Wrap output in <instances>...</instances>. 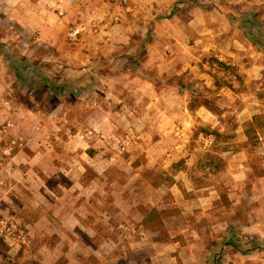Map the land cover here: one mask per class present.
Here are the masks:
<instances>
[{
	"label": "rangeland",
	"instance_id": "1",
	"mask_svg": "<svg viewBox=\"0 0 264 264\" xmlns=\"http://www.w3.org/2000/svg\"><path fill=\"white\" fill-rule=\"evenodd\" d=\"M129 1L136 6L132 11L108 0H31L36 6L30 7L0 0V226L17 225L15 233L0 235V264H67L65 250L69 264H264L260 236L247 228L264 217L258 212L264 190L256 179L264 170L258 144L264 131H257L264 126V52L232 23L250 14L251 31L264 44V0ZM79 24L81 36L70 37ZM105 32L126 38L111 45ZM146 47L158 64L164 62L162 68H146ZM108 48L113 50L106 60ZM80 51L110 68H69L71 54ZM5 54L27 63L23 78L29 69L40 84L86 76L97 80L96 92L71 99L54 96L50 86L39 89V98L18 91ZM113 64L121 67L117 75ZM133 76L151 85L140 90L130 82ZM104 78L112 79L110 88ZM138 91L145 96L134 97ZM193 92L212 99L221 113L208 110L204 120L199 109H207L190 106ZM92 124L98 131L88 133ZM203 127L218 134L201 133ZM72 134L86 139L79 155L84 148L91 156L100 150L114 164L106 168L101 194H91V206L69 214V246L60 243L54 262L34 249L53 247L58 239L27 224L48 219L39 209L51 200L40 194L45 186L54 192L69 186L54 167L48 175L40 167L55 166L59 157L69 160L64 146ZM33 234L29 253L22 249L16 256Z\"/></svg>",
	"mask_w": 264,
	"mask_h": 264
},
{
	"label": "crops",
	"instance_id": "2",
	"mask_svg": "<svg viewBox=\"0 0 264 264\" xmlns=\"http://www.w3.org/2000/svg\"><path fill=\"white\" fill-rule=\"evenodd\" d=\"M10 3V0H8ZM33 1V0H32ZM63 1V0H62ZM133 2H135V4L137 5V3H142V4H146V5H161V4H175V5H181V4H185L183 3L185 0H132ZM187 1V0H186ZM7 2V0H6ZM34 2L39 5L43 2H51L53 3V0H34ZM34 2H31V0H20V3H22L25 6H36V4H34ZM89 3V2H88ZM92 4V2H90ZM89 3V4H90ZM57 4V3H56ZM66 4V3H65ZM62 6H64V3H62ZM138 6V5H137ZM136 7V6H135ZM106 8H105V12L106 13ZM35 11V12H34ZM32 12V10H31ZM109 12V11H108ZM107 12V13H108ZM32 13H37V10H33ZM83 24H79V27H77L76 29L78 30V34L81 30V26ZM122 27H125L123 24L119 25ZM105 34L108 36V40L111 41V45L118 42V40H122L124 38V34L121 35V33L117 34V35H112L108 32H105ZM80 35V34H79ZM127 35V34H126ZM81 36V35H80ZM79 36V37H80ZM85 37V36H84ZM128 37V36H127ZM119 38V39H118ZM126 38V36H125ZM124 38V39H125ZM123 42H125L123 40ZM147 50V58H148V62L145 63L146 68L150 67L153 68L155 66H159L160 68H162V66H164V62L161 61V64H158V60L159 59H155L154 58V54L155 52L153 51L152 48H145ZM112 48H108V52L107 54L102 55V57H104V59H108L112 52ZM70 54V53H69ZM71 55L73 56V60H69V68L71 69H84V70H90V68H95V69H106V68H110V64L107 63V61H102L100 59H96L94 61H91L90 57H88L90 54H87L84 51H80L78 53H73ZM70 56V55H69ZM70 58V57H69ZM100 64V65H99ZM169 64V63H168ZM113 69L115 70L116 75L119 73V71L121 70V67L117 66L116 64H113ZM100 75V74H99ZM102 75V74H101ZM130 82H133L134 84L137 83L139 87V89L141 90V88H146L148 89V86L151 85V83L147 80V79H140L138 76H133ZM97 81V80H96ZM94 80V82L97 84ZM100 81H104L106 84H108L109 88H110V82L112 81V79H108V78H104V79H100ZM123 86V85H122ZM111 94V93H110ZM121 94V93H120ZM145 93H140L139 91L134 93V97H143ZM121 95H116L113 96L116 100H118V102H120L121 104H123V100L120 99ZM105 98L107 100H109L108 98H110V96H108L106 94ZM124 105L121 106V108ZM200 112H202V114L205 115L204 120H207L208 118V113L210 114V112L208 110H205L204 108H200L199 109ZM205 110V111H204ZM207 112V114H206ZM101 114V113H99ZM148 115V113H147ZM97 123L100 122V120H96ZM93 125V124H92ZM100 127V126H99ZM98 127H96L95 125H93L92 129L88 131V133H92V132H97ZM260 129H262L264 131V126H260V128H257V131L259 132ZM260 134V133H259ZM262 139V138H260ZM85 137L81 134H72L69 135V142L68 144H66L64 147L66 153V156H69V160H66L62 157L58 158L57 164L55 166H50L48 163L44 164L42 163V166L40 167L41 172H43L44 174H50L48 173V170H51V168H55L53 172H56L57 174H62L63 176H65L66 178H68V182H69V186H60L59 187L62 189V191L59 192H54L53 190L49 189L47 186H45V189H43L40 194L41 195H47L48 198L47 199H51L47 202H44L43 205L39 206L40 211L48 214V219H45L44 217L38 219L36 222L34 221L33 223H29L27 224V227L30 230H34V232H39L41 234H48L50 236H55L58 240L55 246L53 247H46V246H41L38 249H34V252L37 254H40L39 256L41 257V259H47L50 261H56L59 256H61L59 254L58 251V246L60 245V243H64V245L69 246V234H66L69 232V224L67 222H69V214H82L84 213V211H86V204L90 205V197L92 196L91 194H94L95 192H97V194H101V192L103 191V187L101 186V184L104 183V181L106 180V176L107 174L105 173L106 168L109 165H113L114 163H111L107 158H105L101 151H95L94 154L88 155L87 154V149H83V152H81V154L79 155L80 152V141H83L86 143L85 141ZM260 145H262L264 147V142L262 143H258ZM37 155V154H35ZM80 156V157H79ZM113 160V159H111ZM27 163L29 165L34 166V164H37V161L34 160H28ZM37 166V165H36ZM244 166V165H243ZM246 170L242 172V174H238V176L242 179V178H246V171L249 169V167H243ZM92 170L94 172V175L88 176L87 172L88 170ZM262 174H257V182L258 185L261 187L262 190H264V170H260L259 171ZM243 175V177H242ZM114 179V178H113ZM116 185H114L115 188ZM36 196V195H35ZM38 196V195H37ZM59 200V201H57ZM75 200V202H74ZM82 201V202H80ZM38 206V205H37ZM38 207H33V210H37ZM258 212L262 213L264 215V207L262 205V207H260L258 209ZM62 214V218H59V214ZM57 219H59V222L57 221ZM259 220H261L260 224H257L256 227L254 226H250L247 227L248 230H251L252 232H258L259 234V243H261V245H264V217L263 218H259ZM82 223V222H81ZM80 222H78V224L80 225V228H83V226L81 225ZM45 231V232H43ZM47 232V233H46ZM31 234V233H30ZM34 234L30 237L26 238V246H22L20 247L21 249L17 250V255L18 257H20L21 253H22V249L23 252L25 251L26 254H28V248H30V242H31V237L32 239H34ZM9 252L11 253V251L15 250L13 248V245L9 246ZM16 248V247H15ZM68 248V247H67ZM260 253V257L264 256L261 252ZM65 258L63 259L65 262H67V264H69V251L65 250L64 253ZM262 260V258H260Z\"/></svg>",
	"mask_w": 264,
	"mask_h": 264
},
{
	"label": "trees",
	"instance_id": "3",
	"mask_svg": "<svg viewBox=\"0 0 264 264\" xmlns=\"http://www.w3.org/2000/svg\"><path fill=\"white\" fill-rule=\"evenodd\" d=\"M1 3V2H0ZM253 18L248 13H243L240 18L238 19H232V23L237 25L240 29L245 31L253 40L258 42L261 49L264 52V44L262 43L263 40L261 37H257L255 33L251 31V22ZM5 56L10 60V67L13 72L17 74V90L21 91L23 89H26V92L28 94H31L37 98H39V89L40 88H47L50 86V90L52 91V94L58 98L60 97H67L71 99H77L81 95L84 94H94L96 92V83L89 77L83 76L78 79H74L72 81H69L65 84H54L53 82H47L40 84V81L36 75H34L33 70L29 69L31 71V74H27L26 78H23L21 74V70L28 69V66H26L27 63H24V60L21 56H18L16 54H5ZM136 69L139 70V67L134 66ZM139 75L143 77H147L148 73L147 71L140 70ZM148 78V77H147ZM151 81L156 82L154 78H151ZM43 86V87H40ZM49 89V88H48ZM195 93V94H194ZM193 98L194 100L191 103V107H205L207 110L215 113L220 114L221 109L214 103V101L210 98L203 97V99H200V95L198 92H193ZM201 133H205L206 135H215L218 134L217 131L208 129L206 127H203ZM246 219V218H244ZM249 226V223H245L241 225V227H247ZM236 229V226H233L231 228L230 236L231 238H234L236 236V233L234 232Z\"/></svg>",
	"mask_w": 264,
	"mask_h": 264
},
{
	"label": "built area",
	"instance_id": "4",
	"mask_svg": "<svg viewBox=\"0 0 264 264\" xmlns=\"http://www.w3.org/2000/svg\"><path fill=\"white\" fill-rule=\"evenodd\" d=\"M109 2H117L120 5L126 7L127 10L132 11L135 8V5H131L129 0H108ZM78 30L72 31L69 33L70 37H76ZM17 230V225L14 222H11L10 225L0 226V235L8 234L9 232L15 233Z\"/></svg>",
	"mask_w": 264,
	"mask_h": 264
}]
</instances>
